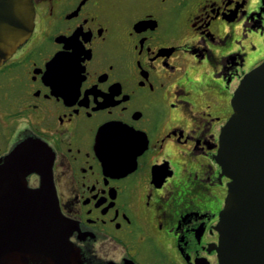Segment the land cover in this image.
Instances as JSON below:
<instances>
[{"label": "flooded vegetation", "instance_id": "flooded-vegetation-1", "mask_svg": "<svg viewBox=\"0 0 264 264\" xmlns=\"http://www.w3.org/2000/svg\"><path fill=\"white\" fill-rule=\"evenodd\" d=\"M33 3L32 33L0 63V161L49 146L76 264H220L215 155L264 58V0Z\"/></svg>", "mask_w": 264, "mask_h": 264}, {"label": "water", "instance_id": "water-1", "mask_svg": "<svg viewBox=\"0 0 264 264\" xmlns=\"http://www.w3.org/2000/svg\"><path fill=\"white\" fill-rule=\"evenodd\" d=\"M34 14L32 0H0V63L30 36ZM231 105L215 155L230 179L218 223L219 261L264 264V59L244 74ZM52 163L50 148L32 138L0 161V264L77 263ZM31 172L40 175L36 188L27 185Z\"/></svg>", "mask_w": 264, "mask_h": 264}]
</instances>
